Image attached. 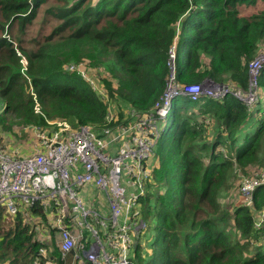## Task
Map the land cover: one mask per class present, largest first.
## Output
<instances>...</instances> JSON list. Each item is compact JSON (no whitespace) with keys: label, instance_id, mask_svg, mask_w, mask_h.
Returning a JSON list of instances; mask_svg holds the SVG:
<instances>
[{"label":"trees","instance_id":"trees-1","mask_svg":"<svg viewBox=\"0 0 264 264\" xmlns=\"http://www.w3.org/2000/svg\"><path fill=\"white\" fill-rule=\"evenodd\" d=\"M172 45L178 84L246 89L248 62L264 51V0H0V125L48 128V120L61 119L102 132L130 123L124 109L151 113L159 101ZM79 61L84 76L65 69ZM253 107L231 94L177 96L157 120L145 162L156 193L138 200L143 218L153 210L156 232L150 252L139 242L132 247L129 264H264V221L255 225L264 184L247 206L233 204L234 195L219 198L222 188L233 190L238 172L264 166V117ZM49 210L55 216V206ZM27 214L48 237L40 239L22 211L1 209L0 264H69L73 253L62 259L41 202Z\"/></svg>","mask_w":264,"mask_h":264},{"label":"built area","instance_id":"built-area-1","mask_svg":"<svg viewBox=\"0 0 264 264\" xmlns=\"http://www.w3.org/2000/svg\"><path fill=\"white\" fill-rule=\"evenodd\" d=\"M173 48L172 45V67ZM263 68L264 51H259L248 62L246 89L210 80L178 84L172 70L159 101L168 110L177 96L194 100L200 95L221 98L231 94L251 105L248 97L253 94V87L257 96L258 87L255 88L253 83ZM152 116V113L137 115L131 125H119L116 133L110 127L104 128L111 139L122 142L113 153L92 127L80 125L72 128L66 121L59 122L51 130L37 128L32 149L22 156L8 152L0 145V210L9 215L22 211L28 216V210L41 202L50 218L49 208L55 206L58 213L54 214L56 218L50 226L58 233L55 246L62 259L72 252L73 261L82 257L87 264H129L127 250L136 243L133 244L131 233L142 226L141 221H136L138 211L134 207L144 192L143 182L146 186L150 177L145 160L154 145L156 127ZM112 117L109 113L107 120ZM123 176H127V180ZM85 182L104 192L109 214L86 207L78 197L76 189ZM126 183L131 187L128 191ZM260 184H264V171L252 178H240L238 185L242 198L251 201L253 189ZM71 200L73 203L69 204ZM239 204L246 205L244 202ZM28 220L38 231L40 239L45 238L46 232L40 229L35 217L28 216ZM255 221L257 226L264 221V209ZM106 243L117 249L118 254L108 252ZM46 252L47 248L39 247V253Z\"/></svg>","mask_w":264,"mask_h":264},{"label":"rangeland","instance_id":"rangeland-1","mask_svg":"<svg viewBox=\"0 0 264 264\" xmlns=\"http://www.w3.org/2000/svg\"><path fill=\"white\" fill-rule=\"evenodd\" d=\"M38 25H39V22H36L34 25H32L30 27L29 33H28L27 37L25 38V44L32 46V44L30 43V38L34 37L37 33H39ZM258 53L259 52H257V54ZM169 61H170V63L172 62V58L170 56V53H169ZM22 63L24 65L26 64V62H23V61H22ZM70 64H73L72 65L73 67ZM83 64H85L84 61L70 62V63H67L65 65V69L68 71L74 70L77 73L79 71V74L84 76L85 71H88V70H85L82 68ZM86 66L89 67L87 64H86ZM69 68H73V69H69ZM96 71H97V69H96ZM94 77H95V75H94ZM93 80H94L95 86L97 87L96 90L98 91L100 89V84L97 81H95V78ZM253 86H255V88L259 87V89H258L259 96H256L255 89L253 87V94L248 97V100L251 101V105H254L253 110H256L255 108L260 106V110H261L260 116L264 117V86L260 85V76L256 78V83H253ZM113 107H114V102L111 106H109V112H111ZM2 108H3V103L0 102V114H2V110H3ZM35 108H36L35 110L37 111L39 109V105L38 106L36 105ZM117 108H119V107H117ZM166 110H167V107L163 106L159 101L156 102L154 107L150 110L152 115H153L152 120H153V124L155 125V127H157V120L165 116ZM124 112H125V115H127L130 112V117L132 118V121L130 123H126V124L131 125L133 123V121H135V118L137 117L135 111L132 109H128V111L124 109ZM12 119H14V118L13 117L8 118L6 120V124L10 123L12 121ZM61 121H62L61 119L60 120H48V125H49L48 130H51V129L57 127V124ZM64 121H67V120H64ZM36 129H37L36 127H31L30 124L25 125L23 128L21 126H18V125H13L10 130H6L2 125H0V145H2L10 153H17L18 156H22L24 154H27L32 149V145H33L34 140H35L34 131ZM112 132L116 133L117 128L112 130ZM96 134L104 142H106V148L107 149L109 148L111 150V153L117 151V149L122 144V142L114 141L113 139H111L112 136L108 133H105L104 130L102 132H96ZM129 137H127L126 139H128ZM150 155L145 160V162L147 164H149V162H150ZM154 161H156L158 163V158L155 157L153 159L152 163ZM262 171H264V166H261V164H259V165H250L247 167L246 171L243 170V171L238 172L232 178V182L234 181V185H235L233 190L227 189V188H222L221 195L219 196L220 200H223L224 197L228 198V196L230 197V196L234 195L235 202L233 204L237 205L240 202H243L241 190H240L239 185H238V180L240 178H244V177H248V178L255 177L257 174H259ZM123 177H124V180H127V176H123ZM126 185H127V191L130 190L131 187L129 186V184L126 183ZM142 187L144 190V192L142 194L143 198L146 196L149 197L150 195H155L156 187H155V185L150 184L149 181L146 183V186L143 182ZM158 190L161 191V189H158ZM76 192H77L78 197L82 200V202L85 203L86 207L96 209L101 213L102 212L103 213L106 212L108 214L110 213L108 203H107V198H106L104 192L101 189H99L97 186L91 184L90 182H85V183H83V185L79 186L76 189ZM72 203H73L72 200L69 201V204H72ZM141 207L143 210L144 204L142 202H139L135 205L134 209H137V211H138L136 221H138V223L141 221L142 226H143V223H144V226L143 227L140 226L139 229L137 231H135V233H131V236L133 239V244L136 242L135 243V245H136L139 242L141 245L144 246V248H146L147 252H150V248L146 247V246H148V243L150 242L151 237L155 235L156 230H154V227H155V223L157 221V218L154 215L152 209L149 211V213L146 214L145 218H143L142 213L140 211ZM57 213L58 212L55 210L54 214H57ZM49 214H51V213H49ZM55 218H56V216L50 215V219H47V222L44 223L45 226L50 228L51 227L50 222L53 221ZM54 234H55L54 235L55 239H57L58 233L55 232ZM44 235L46 237H48L47 233H45ZM134 246L132 245L131 248H128V250H127L128 255L130 253V250ZM106 250L108 252L114 253L115 255L118 254L117 249L111 248V246L108 243H106ZM64 259H65V257H64ZM80 260H83V258L81 257ZM72 261H73V258L70 259L69 264H71Z\"/></svg>","mask_w":264,"mask_h":264},{"label":"clouds","instance_id":"clouds-1","mask_svg":"<svg viewBox=\"0 0 264 264\" xmlns=\"http://www.w3.org/2000/svg\"><path fill=\"white\" fill-rule=\"evenodd\" d=\"M170 66H171V64H170ZM172 67V66H171ZM174 69V67H172V70ZM171 70V71H172ZM258 89H259V87H258ZM258 89H257V92H258ZM252 106H254V105H252ZM62 121H64V120H62ZM67 122V121H66ZM68 123V122H67ZM69 124V123H68ZM70 125V124H69ZM49 126V125H48ZM71 127V126H70ZM38 129H40V128H38ZM46 129H48V128H46ZM149 180H150V178H149ZM143 194V193H142ZM141 194V195H142ZM140 198V197H139ZM250 204H251V202H250ZM238 205V204H237ZM249 205V204H248ZM259 214V213H258ZM258 214H257V216H258Z\"/></svg>","mask_w":264,"mask_h":264},{"label":"crops","instance_id":"crops-1","mask_svg":"<svg viewBox=\"0 0 264 264\" xmlns=\"http://www.w3.org/2000/svg\"><path fill=\"white\" fill-rule=\"evenodd\" d=\"M242 199H243V198H242ZM243 202H244L246 205H248V204H250L251 201L248 200V199H243ZM72 263H73V262H72ZM72 263H71V264H72Z\"/></svg>","mask_w":264,"mask_h":264},{"label":"water","instance_id":"water-1","mask_svg":"<svg viewBox=\"0 0 264 264\" xmlns=\"http://www.w3.org/2000/svg\"><path fill=\"white\" fill-rule=\"evenodd\" d=\"M171 70H172V67H171Z\"/></svg>","mask_w":264,"mask_h":264}]
</instances>
